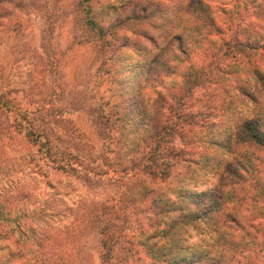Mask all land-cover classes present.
<instances>
[{
	"label": "trees",
	"instance_id": "trees-1",
	"mask_svg": "<svg viewBox=\"0 0 264 264\" xmlns=\"http://www.w3.org/2000/svg\"><path fill=\"white\" fill-rule=\"evenodd\" d=\"M102 1L77 0L75 10L98 46V73L114 98L97 111L120 189L93 218L103 260L128 263L144 254L141 264L256 263L264 256V36L249 19L263 16L264 0H232L238 21L227 34L207 0L177 6L137 0L111 16L99 8ZM40 5L0 0V30L22 40L24 15ZM219 33L226 37L214 42ZM32 88L27 96L39 97L25 107L11 102L12 91L0 90L1 149L20 135L45 169L91 180L97 167L88 168L56 124L57 89L49 95ZM23 192L2 191L0 213L20 210ZM142 203L153 232L143 233L140 248L127 227L131 208ZM6 220L3 239L12 231ZM25 227L33 253L43 251L48 264H67L73 230L34 221Z\"/></svg>",
	"mask_w": 264,
	"mask_h": 264
},
{
	"label": "rangeland",
	"instance_id": "rangeland-1",
	"mask_svg": "<svg viewBox=\"0 0 264 264\" xmlns=\"http://www.w3.org/2000/svg\"><path fill=\"white\" fill-rule=\"evenodd\" d=\"M40 1L37 13L24 15L22 40H15L0 30V90L12 91L14 98L9 97L11 102L25 107L29 100L39 97L38 93H30L28 97L26 90L31 92L35 87L36 90L50 91L49 95H52L57 89L52 99L53 108L59 113L56 118L59 131L73 150L88 161V168L93 166L98 170L91 180L84 181L69 171L45 169L35 158L33 150L24 149L26 142L20 135L7 138L5 149H1L0 142V153L6 152L7 159L0 162V193L18 187L26 194L25 205L20 210L0 213V228L3 220L9 219L6 221L12 229L9 238L0 237V264H48L43 251L41 256L37 251L35 254L30 245L32 233L25 224L32 221L40 227H68L73 230L68 232L67 264L147 263L144 254L128 263L103 260L100 235L95 230L93 218L103 203L118 198L120 189L111 177L114 155L106 148L105 137L100 135L97 111L100 107L108 109L107 102H113L114 98L98 73L101 54L75 10L77 0ZM136 1L103 0L99 8L111 16L122 4L131 5ZM170 1L174 6L180 3V0ZM207 1L218 24L227 34L238 21L232 14L235 4L232 0ZM249 20L257 21L253 30L264 36V13L260 18ZM45 31L46 41L43 38ZM225 37L219 33L212 38L214 42H220ZM39 54L42 58H37ZM197 57L201 55L194 58ZM261 70L264 72V64ZM143 128L144 125L139 126L140 132H144ZM209 182L212 183L213 178ZM144 204L131 208L127 227L128 236L138 242L140 248L143 233L149 235L153 232L147 230L149 221ZM261 229L264 236V222ZM258 249L254 251L257 253ZM261 261L264 264V256L256 263L243 261L241 264H260Z\"/></svg>",
	"mask_w": 264,
	"mask_h": 264
}]
</instances>
